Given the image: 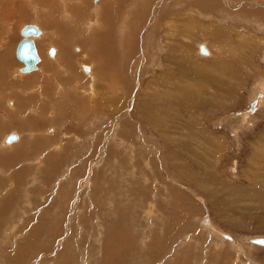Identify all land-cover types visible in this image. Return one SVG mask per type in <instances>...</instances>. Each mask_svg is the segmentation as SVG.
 <instances>
[{"label": "rangeland", "instance_id": "1", "mask_svg": "<svg viewBox=\"0 0 264 264\" xmlns=\"http://www.w3.org/2000/svg\"><path fill=\"white\" fill-rule=\"evenodd\" d=\"M32 1L2 0L12 3L7 17L0 12V264H264V244L248 242L264 236V50L244 56L264 43V0H122L111 13L107 72L99 52L81 45L90 29L80 19L63 18L83 27L80 37L62 45L48 35L44 52L49 31ZM81 1V16L105 2ZM27 23L40 28V60L24 73L15 48ZM209 27L240 44L230 57L245 70L199 63L221 44ZM62 48L76 57L66 69ZM218 78L241 93H218ZM45 84L62 97L61 112L40 108ZM21 95L33 104L25 108ZM9 131L18 142L3 143Z\"/></svg>", "mask_w": 264, "mask_h": 264}, {"label": "bare ground", "instance_id": "2", "mask_svg": "<svg viewBox=\"0 0 264 264\" xmlns=\"http://www.w3.org/2000/svg\"><path fill=\"white\" fill-rule=\"evenodd\" d=\"M34 1V2H33ZM32 2L34 3L33 4V6H34V13H36L37 14V17H39L40 18V20H41V18L43 17H47V18H50V20H48L46 23H45V18L43 19L42 18V22H44V23H42V26H43V28L45 27L48 31H49V33L48 34H45V33H42V34H44V35H41L40 37H42L41 39H40V41H39V45H40V48H43L45 45H46V48H45V50H44V52H47V50H48V47L50 46L49 45V43H50V39L52 40V37H56V35H59L58 37L61 39V40H59V41H61V43H63L62 45H64V43H66V42H64V40H62V39H65V38H68V36H71V35H74L75 34V36L74 37H80V34H82V26H79V25H81V23H83V25H86V27L88 28V29H90L89 30V32H88V34H86V36H83L82 38H78V39H82L81 41V45H83L84 47H85V49H87V47H91V49H93V50H95V51H98L99 52V54H98V56L99 55H101V59H103V60H101V62H100V64L101 65H103L102 66V70L104 71V72H107L106 71V64H109V65H111L112 63H114V60H112L111 58V55H112V53L114 52V50H113V45H112V42H110V37H111V33L109 32V28H110V26L111 25H113V20H115L114 19V17H116V16H114L113 14H111L115 9L118 11H120L121 9L119 8V4L122 2V0H105V2H104V5L102 4V7L101 6H98V5H100V4H98L96 7H94L93 9L91 8V9H88V8H86V11L88 10V12L86 13V16L85 15H83V16H81V15H77V12L79 13V14H83V12L85 11V9L83 10V7L82 6H84V3H83V1H81V0H75L74 1V3L72 4V1H71V3H69L68 1H66V0H61L59 3L60 4H58L57 3V0H33ZM59 1V0H58ZM95 2H97V1H99V0H94ZM110 1V2H109ZM14 2V1H13ZM64 2V3H63ZM109 2V3H108ZM113 2V3H112ZM12 2H9V3H7V4H5V5H2V0H0V12L2 13V12H4V15H6V14H9V13H7L8 12V10L6 11V8H8V7H6V6H10V4H11ZM57 3V4H56ZM116 3H118V5L116 4ZM22 4V3H21ZM20 4V5H21ZM24 4V3H23ZM86 4V3H85ZM122 4V3H121ZM62 5H63V7H62ZM3 6V7H2ZM24 6V5H23ZM4 7H6V8H4ZM82 7V8H81ZM97 7H100L99 9L97 8ZM202 7H204V8H208V9H210L211 8V6L210 5H208V4H206V2L202 5ZM156 8V6H152V8H151V10H154ZM20 10H21V8H20ZM97 10H100V11H97ZM43 11H45V13L43 12ZM115 12V11H114ZM49 13V14H48ZM72 13H75V14H72ZM49 15V16H48ZM152 15H153V17H155L156 18V14H154V11L152 12ZM181 15H182V13H181ZM186 16H187V13L185 14ZM20 16L21 17H26V12H24V11H20ZM28 16V15H27ZM120 16V15H119ZM6 17H7V15H6ZM66 18V17H70L72 20H75V21H77L78 19H80V21H78L77 23H79V25H77V26H79V27H75L76 29H74V27L72 28V26L70 25V24H65L64 22V19L63 18ZM97 18H98V20H99V22H97L98 23V25H97V23H96V20H97ZM181 18V17H180ZM69 19V18H68ZM117 19H118V17H117ZM182 19V18H181ZM97 20V21H98ZM64 21V22H63ZM67 21V20H66ZM181 22L183 21V20H180ZM180 21H178V22H180ZM174 22L175 21H173L172 23L174 24ZM74 23V22H73ZM102 23V27H103V30H102V32L100 33H98V35H97V33H95V37L93 36L94 35V33L92 34V30L93 29H99L100 27H98L99 26V24H101ZM175 23H177V21L175 22ZM183 23H185V22H183ZM187 23H189V22H187ZM50 24V25H49ZM54 24H57V26H52V25H54ZM62 24H65V26H66V28L68 29V31L69 32H67L65 29H63L65 32H67V33H70L69 35L67 34V33H63L62 31L60 32L59 31V27H61V26H63ZM76 24V23H75ZM170 24V23H169ZM173 24H172V26H173ZM61 25V26H60ZM187 25V24H186ZM49 26H52V27H49ZM187 26H189V25H187ZM212 27V26H211ZM86 28V29H87ZM208 27H206L205 29H207ZM52 29H54V30H52ZM175 29V30H174ZM176 29L177 28H173V30L174 31H176ZM178 29H179V27H178ZM209 29H210V27H209ZM43 30H45V29H43ZM61 30V29H60ZM181 30V29H180ZM54 31H58L59 32V34H56V33H58V32H54ZM94 31V30H93ZM183 31H187V30H184L183 29ZM218 31V30H217ZM41 31H40V28H39V32H37V33H35V34H32V33H30V34H26L25 36L27 37V38H31V39H35V38H33L34 36H36V35H38L39 33H40ZM45 32H46V30H45ZM104 32V33H103ZM225 32V31H224ZM123 33V32H122ZM122 33H121V35H122ZM182 33V32H181ZM221 33V32H220ZM20 34H21V30H20ZM84 34V33H83ZM90 34H92V35H90ZM222 34V33H221ZM52 36L51 38L49 37V36ZM224 35V34H223ZM24 35H22L21 34V38L23 37ZM186 36H188V35H186ZM58 37H57V39H58ZM112 38V37H111ZM186 38V37H185ZM56 38H55V40L56 41H58ZM77 39V40H78ZM66 40V39H65ZM71 40V39H70ZM74 40V39H73ZM35 41V40H34ZM45 41H47L48 42V45H47V43H45ZM58 41V42H59ZM99 41H102L103 43L102 44H99L98 42ZM144 40H142V42H143ZM188 41V40H187ZM52 42V41H51ZM57 42V43H58ZM225 42V41H224ZM35 43V42H34ZM43 43H45V45L44 46H42L43 45ZM171 43H173V42H171ZM171 43L169 44V47L171 46ZM226 43V42H225ZM59 44H60V42H59ZM58 44V45H59ZM66 44H68L69 45V43H66ZM35 45V44H34ZM142 45V44H141ZM144 45V44H143ZM60 46V45H59ZM205 47H207L206 45H204ZM158 47H159V44H158ZM53 49H54V51L55 52H57L56 51V49L53 47ZM71 50V49H70ZM206 50H207V52H201L200 50H199V46H198V51H199V53L200 54H202V55H207L208 53H209V49L208 48H206ZM37 51V50H36ZM41 52H42V50H40ZM54 51L52 52V53H48L50 56H52L53 54H54ZM94 51V52H95ZM172 52H174V51H172ZM186 52H187V50L185 49L184 50V54H186ZM61 53V54H60ZM59 54H60V56H61V62H63L64 61V63H65V66H64V69H66V64H67V62H68V59L69 58H67V57H70L71 58V56L70 55H68V53H67V50L64 48V50H63V48L61 49V52H60ZM37 54H38V52H37ZM46 54V53H45ZM56 54V56H57V53H55ZM15 56H16V54H15ZM75 56V55H74ZM58 57V56H57ZM108 57V58H107ZM17 58V57H16ZM43 58V57H42ZM107 58V59H106ZM106 59V60H105ZM157 59V58H156ZM176 56L175 55H173V54H171V53H168L166 56H165V60H167V61H169V62H171V63H173V62H175L176 61ZM17 60L18 61H20L21 63H22V65H23V62L21 61V60H19L18 58H17ZM40 59H38L37 60V62H36V65H37V63H38V61H39ZM46 61H49V60H45V61H43L42 63H43V66L45 65V62ZM55 61V60H54ZM63 63V64H64ZM57 64V63H56ZM63 64H62V66H63ZM114 65V64H113ZM217 65V64H216ZM198 66V65H197ZM80 67L81 68H83V70L85 71V73H89L88 75H90L91 74V72H92V69L89 71V67L88 66H86L85 67V65H83V66H81V64H80ZM37 67H35V68H33V69H31V70H28V71H22V70H20V72H24V73H27V72H30V71H33V70H35ZM111 68H112V66H111ZM110 67H109V69H111ZM114 68V67H113ZM112 68V69H113ZM120 68H121V66H120ZM115 70V69H114ZM89 71V72H88ZM111 71V70H110ZM116 71V70H115ZM118 71H120V70H118ZM104 74V73H103ZM102 75V74H101ZM105 75H106V73H105ZM36 77H38L39 78V75H37V74H34V75H32L31 76V79L32 80H36L37 78ZM30 78V77H29ZM40 80V79H39ZM51 80V79H50ZM106 80H107V78H106ZM30 81V80H29ZM49 82V79L47 78V79H45V81H44V83H47V84H49L48 83ZM62 82V81H61ZM106 82H108V81H106ZM28 83V82H27ZM47 84H45V86L43 87V89H42V92H43V94H42V96L44 97V98H46V100H43L44 101V103L43 104H41V109L42 110H46V109H48V107H52L53 106V103H54V105L55 106H59V108H57L58 110H60V112L62 111V108H63V104H64V102L62 101L61 103L60 102H58V100H59V98H62V97H59L57 94H55L54 95V92H52V89H51V91L49 90V87H48V85ZM28 85H29V83H28ZM57 85V84H56ZM59 86H61V85H59ZM27 87V86H26ZM53 87V86H52ZM72 88H75L74 86H72ZM70 89V88H69ZM58 90V89H57ZM74 91V90H73ZM188 91L189 92H191L189 89H188ZM68 93V92H67ZM192 93V92H191ZM59 94V93H58ZM61 94V93H60ZM33 97V95H30V96H27V97H22V95L20 96V98H21V100H22V103H23V105H24V107H25V105H27L28 107L30 106V105H32L33 103H31L32 102V97ZM71 96H72V94H71ZM74 97H76L77 99H76V101L75 102H80V105L82 104V107H85V101H84V99L80 96V95H75V93H74V95H73V98ZM43 98V99H44ZM71 99V98H70ZM69 99V100H70ZM7 100V99H6ZM12 100V99H11ZM17 101V100H16ZM49 101H51V102H49ZM13 102V101H12ZM77 102V103H78ZM84 102V103H83ZM6 103V102H5ZM7 103H9V101H7ZM59 103V104H58ZM67 103V102H66ZM258 103H259V101H258ZM16 104V103H15ZM253 104H255V101H254V103ZM14 105V104H13ZM22 104H20L19 106H21ZM79 105V106H80ZM57 106V107H58ZM23 107V108H24ZM251 107H253V105H251ZM14 108H16L15 107V105H14ZM26 108V107H25ZM39 108V109H40ZM18 109V108H17ZM88 109V108H87ZM20 110V109H19ZM91 110V109H90ZM7 111H9L10 113L8 114V117H13V112H11V110H7ZM22 111V110H21ZM14 112H15V110H14ZM46 112V111H45ZM59 112V111H58ZM19 113H21V112H19ZM22 113H24V112H22ZM21 113V115H23ZM25 114V113H24ZM9 122V121H8ZM25 122H28V121H25ZM10 124L11 123H13L12 121H10L9 122ZM156 122H154V124H155ZM160 124V123H159ZM10 132H14V131H9L8 133H10ZM7 133V134H8ZM15 134H16V138L15 139H12V140H10V141H6L5 140V137H6V135L7 134H5L4 135V138H3V143L4 144H12L14 141H16L17 140V142H18V140L20 139V136H19V134L17 133V132H14ZM50 144V143H49ZM11 146V145H10ZM110 148V147H109ZM108 150V149H107ZM110 153V152H109ZM102 187V186H101ZM206 224V223H205ZM209 222H208V219H207V224H206V227H209ZM213 231L211 232V230H210V232L211 233H213V232H215V233H219L220 234V236H222L223 237V234L222 233H220V232H217V231H215V229H212ZM252 242V241H251ZM252 243H256V244H260V245H263L264 243H261V242H252Z\"/></svg>", "mask_w": 264, "mask_h": 264}, {"label": "crops", "instance_id": "3", "mask_svg": "<svg viewBox=\"0 0 264 264\" xmlns=\"http://www.w3.org/2000/svg\"><path fill=\"white\" fill-rule=\"evenodd\" d=\"M210 30H211V32H213V34H216V35H218L220 37L219 42L221 44L218 45V47H214V50L210 46L211 50H212L211 55H209V56H200L199 63L201 65H204V64H212L213 65L214 63L218 62V65L216 66V69L219 72H222L223 74H224V72H228L227 74H229V73H232L233 71L235 72V71L245 70V67L241 66V62H240V58H239L240 55H241V50H240L241 46L239 47L240 44L234 45V44H236V40H229L230 42H226L225 43L224 42V37L226 35H225L224 31H222L221 32L222 34H221L220 31H217L214 28L213 29L210 28ZM228 31H231V30H228ZM228 34H230L229 38H234L236 36V34L234 32H229ZM250 46L251 47L248 46V48L245 49L244 56L247 53H249L247 55L252 57L253 53H258L261 49L264 50V43L262 41H260L258 43L257 42L256 43H252V44H250ZM212 54H213V56H212ZM234 54H237L239 57L231 58L230 56H233ZM247 59H249V58H247ZM70 61L73 62V64H75L76 63V57L75 56H71ZM246 69H247V67H246ZM219 79L220 78H218V82H219V85H221ZM225 84L228 85V86L221 85V86H224L223 90H220V89L217 90L218 93H220V94H240L241 93L240 90H236L237 89L236 86H234V85H233V87L230 86L229 79L227 81H225ZM221 86L219 88H221ZM229 88H231L232 90H229ZM234 88H235V90H234ZM202 92H204V91H202ZM0 132H1V130H0ZM40 138H42V137H40ZM206 224H207V222H206ZM206 224L203 222V225L205 227H206ZM250 239L251 238L248 239V242L250 244H253Z\"/></svg>", "mask_w": 264, "mask_h": 264}, {"label": "water", "instance_id": "4", "mask_svg": "<svg viewBox=\"0 0 264 264\" xmlns=\"http://www.w3.org/2000/svg\"><path fill=\"white\" fill-rule=\"evenodd\" d=\"M39 32V28L32 23L24 24L21 28V34L24 35L17 43L15 48L16 57L23 62V65L20 67L22 71H28L36 67V62L39 59V56L36 51V47L34 45V41L31 38H27L26 34H35ZM199 50L201 52H207L206 47L203 43H200ZM54 51L53 46L49 48V52L52 53ZM86 67V65H85ZM254 100L251 101V105H253ZM16 138V134L14 132H10L6 135L5 140L10 141ZM252 242H261L264 243V236H255L250 239Z\"/></svg>", "mask_w": 264, "mask_h": 264}]
</instances>
